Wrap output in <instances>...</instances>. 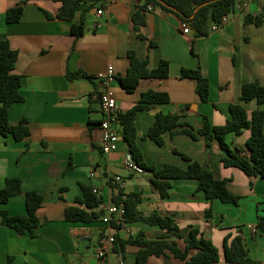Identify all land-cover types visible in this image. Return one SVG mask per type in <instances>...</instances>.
<instances>
[{
  "label": "crops",
  "instance_id": "1",
  "mask_svg": "<svg viewBox=\"0 0 264 264\" xmlns=\"http://www.w3.org/2000/svg\"><path fill=\"white\" fill-rule=\"evenodd\" d=\"M63 1L0 0V39H8L18 50L13 72L21 76L24 97L10 107L9 118L13 124L25 118L30 128V135L20 140L0 132V189L8 177L15 176L21 178L23 187L22 193L0 201V210L25 214L26 192L37 190L44 195L38 212L42 225L36 236L3 224L0 215V264H118L119 256L125 264H136L139 246L133 244L124 247L123 255L114 250L106 261L97 258L106 231L101 218L90 222L66 219V208L80 205L76 200L84 197L82 184L97 189L103 201L114 202L119 191L122 197L138 193V208L144 214L170 215L181 229L198 226L219 248L220 259L213 264H239L225 257V238L231 235V240L239 234L249 256L264 264V231L258 226L264 217V179L224 166L216 141L207 146L202 136L195 139L176 132L166 133L164 143L159 144L144 136L157 112L179 113L181 122L197 130L203 115L214 125L225 124L234 102L243 103L249 114L264 110V103L256 99H240L244 82L258 80L264 85V22L245 23L248 14L264 12V0H235L227 21L207 36H196L192 26L184 32L181 18L160 6L147 10L140 24L134 19L139 0H83L73 16V21L86 20L80 37L71 34L72 20L58 16ZM22 2L21 19L7 22L8 9ZM99 9L103 13L99 14ZM130 51L147 60L150 69L168 60L169 76L142 78L134 91H127L117 77L128 73ZM110 63L116 72L112 86L121 111L130 109L145 91L169 94V102L152 104L136 115L137 141L146 162L156 168L166 163L187 168L188 161L173 150L176 148L211 168L216 176L229 179L230 189L241 196L238 203L209 200L195 178L173 179L170 194L162 197L152 184L153 171L127 167L126 159L132 154L118 124L117 149L103 150L96 73ZM184 67L199 68L209 78V100L201 99L195 78L181 77ZM69 69L91 76L72 80L67 76ZM250 134V129H245L240 135L229 133L227 139L233 148L246 149ZM115 175L121 176L125 185L115 181ZM210 206L213 213L207 218L205 211ZM113 232L121 239L140 232L156 239L166 229L138 220L124 221ZM167 239L185 250L183 238ZM197 250L190 249L186 259L167 250L168 256L151 255L148 264H188Z\"/></svg>",
  "mask_w": 264,
  "mask_h": 264
},
{
  "label": "trees",
  "instance_id": "2",
  "mask_svg": "<svg viewBox=\"0 0 264 264\" xmlns=\"http://www.w3.org/2000/svg\"><path fill=\"white\" fill-rule=\"evenodd\" d=\"M83 0H64L58 16L72 20L71 34L80 37L85 30L86 20L81 18L73 21L76 10L81 8ZM98 0H92L96 2ZM160 6L164 9L176 13L182 22L188 23L195 31L196 36H207L214 29L213 24L219 22L222 17L229 14L234 6L235 0H139V11L134 15V19L140 24L145 21L144 14L148 6ZM24 11V2L8 9L6 13L7 22H17L21 19ZM137 17H140L138 19ZM254 22L261 24L264 22V12L258 15L248 14L245 23ZM130 66L128 73L117 77L119 83L129 92L135 90L142 78L157 77L165 78L169 76L170 65L168 60H161L158 67L150 69L148 61L137 57L134 51H130ZM18 57V50L13 48L8 39H0V132L3 135L12 134L16 139H25L30 135V128L27 119L13 124L9 118L10 107L23 100L21 93V76L13 72ZM70 79L81 76L90 77L83 70L67 71ZM181 77H192L197 80V92L203 101L209 100L210 81L199 68L192 69L184 67ZM240 99L248 102L256 99L260 104L264 103V85L258 80L244 82L241 87ZM170 97L167 92L148 90L142 93L140 100L126 111H120L117 116V124L121 128L123 138L129 146V150L136 163L145 169L153 171L151 179L153 186L160 192L162 197L170 194L172 180L175 178H195L198 180V189L202 190L209 200L220 199L223 202L238 203L240 195L234 193L229 187V179L216 176L215 172L204 167L197 159H193L184 152L174 148L188 161V167L182 168L173 163H166L162 168L149 165L141 147L138 144V130L136 126V115L138 111L149 109L152 104L169 102ZM231 117L223 125H214L208 116L203 115L202 126L195 130L193 127L180 121L179 113L157 112L156 120L150 129L144 134L145 137L155 140L159 144L164 143L166 133L176 132L187 133L193 138L202 136L206 145L210 146L213 141L219 144L221 150V161L224 166H235L243 170L247 175L264 179V110L255 109L251 114L243 103L234 102L230 104ZM186 125L178 129L181 125ZM245 129H250L251 134L246 141V149L233 148L227 139L229 133L242 134ZM70 167V166H69ZM84 197L76 201L80 205H70L66 208V219L69 221L90 222L102 218L105 211L97 210L103 197L97 195L93 187L82 184ZM23 192L22 180L20 177H8L5 185L0 189V201L6 202L12 196ZM25 214L11 215L6 210H0L3 224L16 229L19 233L29 232L32 236L37 235V229L42 225L39 217V209L42 207L44 195L37 190L26 192ZM141 197L138 193H130L122 197L119 191L114 197V202L123 201L126 206V214L123 221L112 220V226L119 228L124 221L142 220L146 223L159 225L166 229L161 236L156 239L146 238L143 232L131 235L127 239H121L115 235L114 250L121 255L124 254V247L128 244L139 246L136 252V264H148L151 255L168 256L167 250L175 256L186 259L188 252L192 248L198 249L188 261V264H213L220 259L219 248L215 243L203 235L198 226H191L181 229L174 217L161 215L157 212L144 214L138 203ZM84 205V207H81ZM213 208L206 209L205 215L210 218ZM260 230L264 231V217H260ZM175 236L183 238L186 242L185 250L181 249L176 241H169L167 238ZM231 235L225 238V257L228 261L239 264H261L260 260L249 256L245 247L242 235H236L231 240ZM169 264V262H167Z\"/></svg>",
  "mask_w": 264,
  "mask_h": 264
},
{
  "label": "built area",
  "instance_id": "3",
  "mask_svg": "<svg viewBox=\"0 0 264 264\" xmlns=\"http://www.w3.org/2000/svg\"><path fill=\"white\" fill-rule=\"evenodd\" d=\"M152 5L148 6V9H152ZM98 13H103V9H99ZM228 14L224 15L219 22L213 24V28L217 29L223 23L227 21ZM182 29L184 32L190 31V25L186 22H182ZM96 78L100 82V109L102 112V118L100 121V127L103 131L102 148L104 151L110 152L117 149L119 141V133L117 129V116L121 111L117 102V97L113 89L112 83L116 79V72L113 63L108 64L105 70L96 73ZM126 165L129 169L138 170L140 166L136 163L132 155H129L126 159ZM114 180L121 185H125V180L115 175ZM97 192V189H94ZM98 209H103L105 213L102 216V221L106 224V231L100 238L99 246L97 248L96 256L98 259L106 261L112 252H114L115 246V228L112 226V220L118 219L124 220L126 214V206L124 202H111L102 201ZM118 264H125L122 256H119Z\"/></svg>",
  "mask_w": 264,
  "mask_h": 264
}]
</instances>
